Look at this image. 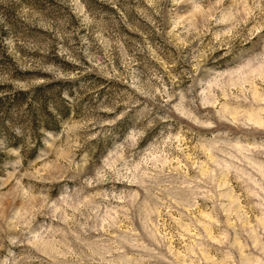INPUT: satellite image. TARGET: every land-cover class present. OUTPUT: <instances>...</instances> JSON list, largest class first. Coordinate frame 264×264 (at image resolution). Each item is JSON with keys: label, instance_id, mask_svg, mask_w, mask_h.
<instances>
[{"label": "rangeland", "instance_id": "1", "mask_svg": "<svg viewBox=\"0 0 264 264\" xmlns=\"http://www.w3.org/2000/svg\"><path fill=\"white\" fill-rule=\"evenodd\" d=\"M0 264H264V0H0Z\"/></svg>", "mask_w": 264, "mask_h": 264}]
</instances>
